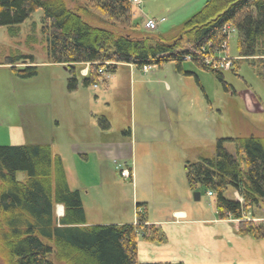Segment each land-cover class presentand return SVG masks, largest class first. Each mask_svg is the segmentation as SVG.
<instances>
[{
    "label": "trees",
    "instance_id": "obj_1",
    "mask_svg": "<svg viewBox=\"0 0 264 264\" xmlns=\"http://www.w3.org/2000/svg\"><path fill=\"white\" fill-rule=\"evenodd\" d=\"M38 8L43 10L47 62L70 72L69 90L77 88L76 67L82 69L85 63L89 65L80 77L83 86L105 83L104 74L124 63L140 67L172 62L180 69L186 55L228 89L223 70L198 58L208 42L210 52L219 47L226 23L236 29L239 56H264V0H207L167 33L145 29L143 18L134 17L130 0H0V26H9L15 34L11 26ZM4 64L21 78L37 73L32 55H13ZM226 141L232 151L225 148ZM184 170L189 188L203 186L216 196L219 219H234L239 235L264 240V137L217 138L211 157L188 161ZM20 171L23 179L17 178ZM228 190L241 200L227 196ZM58 204L63 213L57 217ZM136 209L137 224L88 225L80 193L69 188L62 158L52 153L50 141L0 145V257L5 264H142L138 239L163 243L165 236L159 225L146 223L138 204Z\"/></svg>",
    "mask_w": 264,
    "mask_h": 264
},
{
    "label": "rangeland",
    "instance_id": "obj_2",
    "mask_svg": "<svg viewBox=\"0 0 264 264\" xmlns=\"http://www.w3.org/2000/svg\"><path fill=\"white\" fill-rule=\"evenodd\" d=\"M206 1L144 0L139 6L133 5V14L136 18L163 17L165 20L158 25L156 31L167 33L178 29ZM42 20L43 10L38 8L24 22L11 26L16 30L15 34L10 32L9 26H0V115L9 116L8 121L0 119V145L22 143L9 135V131L17 127L18 116L22 114L27 137L31 141H50L52 153L63 155L68 186L79 191L88 221L110 224L131 220L139 194L131 181H124L120 177L114 167V158L96 161L90 156L86 161L78 154H71L70 146L73 142L93 140L118 143L130 140L133 144L134 140L144 139V133H147L146 139L152 148L147 149L150 156L162 159L167 156L173 165L171 176L166 175L167 179L163 182L168 186L177 183L184 188L186 179L183 166L187 161L211 157L215 144L200 149L164 150L160 135L162 128L167 129L169 119L172 120L173 128L177 127L176 121H187L189 112L194 108L193 101L200 105L198 99H201L204 111L207 101L199 81L193 75L178 72L172 62H166L159 66L151 65L147 73L134 71L136 67H131V73L130 68L119 65L115 71L108 73L105 83L100 80L96 87L93 84L83 86L80 83V67L77 66V91L69 90L67 79L71 77L70 72L62 65L47 62L41 32ZM236 45V33H232L228 36L227 53L222 51L218 55L227 54L232 59L238 58ZM17 54L34 57L37 64L36 75L18 77L4 64L7 57ZM238 63L236 70L222 72L226 83L238 90L244 87L246 81L256 91L264 94V82L257 75L256 68H252L244 60H238ZM181 67L185 72L192 70L196 73V70H202L191 60L182 61ZM199 76L212 101L213 114L216 113L215 109L223 113L222 120L226 124L219 126L228 127L229 132H223L224 135L245 130L238 118L239 112L244 113V118L249 123L258 122L259 118L264 117L245 114L231 97L230 104L226 107V92L230 91L224 90L221 82L209 71H203V75ZM166 84L170 87L169 91L165 89ZM164 99L170 101V108L162 105ZM175 109H178L177 112ZM102 118L106 121H102ZM129 130L131 134L128 133ZM169 131L168 129L167 133ZM224 146L229 151L233 149L232 143L225 142ZM116 157L125 161V158ZM24 176L21 171L17 173L18 179H23ZM189 192L194 200L190 204L207 206L215 203L216 196L208 195L203 186L189 188ZM194 192H199V199L194 198ZM152 195L151 199L156 201L157 191L154 190ZM226 195L231 196L230 190ZM62 213V205H56L55 215L58 217ZM0 264H5L1 257Z\"/></svg>",
    "mask_w": 264,
    "mask_h": 264
},
{
    "label": "crops",
    "instance_id": "obj_3",
    "mask_svg": "<svg viewBox=\"0 0 264 264\" xmlns=\"http://www.w3.org/2000/svg\"><path fill=\"white\" fill-rule=\"evenodd\" d=\"M237 57L233 59L235 60L233 70L238 68V60L247 61L250 65L248 60L252 59L255 62L253 66H250L254 69L256 68L257 75L264 82V56H252L248 58L237 55ZM259 58L263 59V61H259ZM120 65L130 68L131 73L133 72L131 67H136L134 71H141L142 73L149 71V69L143 71L141 66L133 64L124 63ZM64 69L67 70L65 67ZM232 69L230 70L232 71ZM176 70L181 72V74L184 72L188 75H193L199 81L207 104L203 111L201 107L202 100L198 99L200 105L193 101L194 108L189 112L187 121H176L177 127L173 128L171 126V119L167 121V129L166 127L162 128L160 135V143L164 150L167 148L169 150L185 148L200 149L211 146L213 143L215 144L217 138L249 135L264 137V117L259 118L258 122L249 123L245 120L244 113L240 112V114L238 113V118L244 125L245 130L233 135H224L223 132H226L225 134H229V132L228 127L222 128V126H219L226 124L222 120L223 113L219 109H215L216 113L213 114L212 101L199 76V74L203 75V71L207 70H196V73L192 70L185 72L181 64L180 69ZM113 80L114 78H112ZM227 85L228 89L224 90L230 92H226V107L230 104L231 97L235 101L236 106L243 112L245 111V114L264 116L263 93L256 91L246 81H244V87L238 90L232 88L228 83ZM165 89L169 91V85L166 84ZM72 91L77 90L74 89ZM162 103L165 107H171L170 101L166 99ZM177 110L175 109L176 112ZM0 119L8 121L9 116L0 115ZM102 121L106 120L102 118ZM16 124L17 127L13 131H9L10 137L22 143L30 142L31 139L29 136L27 137V128L24 125L22 114H19ZM168 129L170 130L169 133H167ZM32 132L30 131V133ZM128 133L131 134V130ZM146 135L147 133H144V139L134 140L133 144L130 140L118 143L87 140L73 142L70 146L71 154H78L86 161L90 159V156L96 161L117 158L116 156L125 158L124 162L131 170V177L121 178L124 181H131L132 185L137 188L139 195L136 197L137 201L134 203V217L126 222L111 224H134L136 220L135 210L138 204L140 210L145 212L146 223L159 225L165 236V242L163 243L147 242L138 239V261L142 264H264V240L256 239L250 235H239L234 219H219L217 217L215 203L213 205L207 204V206L190 204L194 200L190 197L187 183L182 188L177 183L168 186L167 183L163 182L165 178L167 179L166 175L171 176L173 165L167 156L164 159L152 158L150 156V152L147 149L152 148L151 144L147 142ZM59 155L65 167L64 157L61 154ZM126 159L130 160L126 161ZM171 160L173 161V159ZM177 160L179 162V155ZM154 190L157 191V203L151 199L153 198L152 194ZM230 193L231 196L239 201L241 200L236 191H230ZM81 201L86 224H105L88 221L84 201ZM262 212L263 209L260 208L256 210V215L260 216Z\"/></svg>",
    "mask_w": 264,
    "mask_h": 264
},
{
    "label": "built area",
    "instance_id": "obj_4",
    "mask_svg": "<svg viewBox=\"0 0 264 264\" xmlns=\"http://www.w3.org/2000/svg\"><path fill=\"white\" fill-rule=\"evenodd\" d=\"M144 0H130L132 5H140ZM165 19L163 17L161 18H155V17H146L143 20L144 28L147 30H155L157 29L158 25L163 22ZM221 32L225 35V39L221 41L219 44V47L215 48L212 52L208 51L209 48H211V42L207 43V48H205V45L201 47V56L202 60L204 61L205 65L211 66L215 69H221V70H228L232 66V58L228 57L227 54L224 56H219L218 54L222 51L227 52L228 48V36L232 33L236 32L235 27L230 24L226 23L222 26ZM203 55V56H202ZM192 57L190 55H186L183 57V61L185 60H191ZM109 63V62H108ZM88 63H86V66ZM150 68L149 65H143L141 66V69L143 71H147ZM101 71V69L99 70ZM81 73L83 75H86L87 69L81 70ZM108 77V73L104 74V79ZM96 86V84H94ZM114 167L118 171L120 177L123 178H130L131 177V170L127 166V164L124 161H121L119 159L114 158L113 159ZM208 195H211L210 191H207ZM138 210H135V214ZM134 224H137V221L135 220Z\"/></svg>",
    "mask_w": 264,
    "mask_h": 264
},
{
    "label": "water",
    "instance_id": "obj_5",
    "mask_svg": "<svg viewBox=\"0 0 264 264\" xmlns=\"http://www.w3.org/2000/svg\"><path fill=\"white\" fill-rule=\"evenodd\" d=\"M193 196L195 199H199L200 194H199V192H194Z\"/></svg>",
    "mask_w": 264,
    "mask_h": 264
},
{
    "label": "bare ground",
    "instance_id": "obj_6",
    "mask_svg": "<svg viewBox=\"0 0 264 264\" xmlns=\"http://www.w3.org/2000/svg\"><path fill=\"white\" fill-rule=\"evenodd\" d=\"M60 209H61V207H60Z\"/></svg>",
    "mask_w": 264,
    "mask_h": 264
}]
</instances>
